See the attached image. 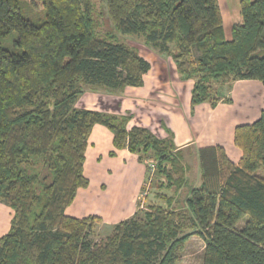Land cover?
<instances>
[{
  "label": "trees",
  "instance_id": "obj_1",
  "mask_svg": "<svg viewBox=\"0 0 264 264\" xmlns=\"http://www.w3.org/2000/svg\"><path fill=\"white\" fill-rule=\"evenodd\" d=\"M103 1L117 33L141 38L194 81L192 109L231 103L220 91L236 80L264 85V0H240L230 40L218 0ZM95 13L93 0H0V204L13 211L0 264H177L193 236L204 242L202 264H264V110L235 127L237 164L221 146L197 148L198 184L188 186L170 133L159 138L129 128V115L75 107L84 86L140 87L150 68L138 49L99 34ZM96 124L115 149L156 161L159 189L187 190L182 201L157 191L165 206L137 210L99 244L91 238L99 218L64 214L89 184L85 152Z\"/></svg>",
  "mask_w": 264,
  "mask_h": 264
},
{
  "label": "crops",
  "instance_id": "obj_2",
  "mask_svg": "<svg viewBox=\"0 0 264 264\" xmlns=\"http://www.w3.org/2000/svg\"><path fill=\"white\" fill-rule=\"evenodd\" d=\"M218 3L224 35L230 40L232 26L242 22L240 0H218ZM140 54L150 65L143 76V85L110 91L107 96L121 100L118 108L105 106L101 110L99 93L95 100L88 98L81 108L117 115L131 113L129 128L145 127L160 138L170 133L175 146L182 150L221 146L237 164L241 154L233 142L234 129L258 119L264 110V85L258 80H236L230 86H222L220 91L222 97L231 98V103L220 101L214 107L202 103L192 109L194 81L181 79L170 57H160L147 47ZM106 100L109 98L105 96ZM84 175L89 184L77 190L73 202L64 210L66 216L77 219L95 216L112 227L134 215L147 178V165L127 149H115L112 133L99 124L93 126L88 138Z\"/></svg>",
  "mask_w": 264,
  "mask_h": 264
},
{
  "label": "rangeland",
  "instance_id": "obj_3",
  "mask_svg": "<svg viewBox=\"0 0 264 264\" xmlns=\"http://www.w3.org/2000/svg\"><path fill=\"white\" fill-rule=\"evenodd\" d=\"M93 3L95 5V18L97 20V31L99 32V34L101 35H107V34H113L115 35L116 39L118 42L120 43H124L130 47L136 48L139 50L140 53H145L146 52V47L144 45V42L141 38L135 37V36H129V35H124V34H120L117 33L109 19L108 16L106 14V7H105V3L103 0H93ZM154 52L159 55L160 57H164L161 56L157 51L154 50ZM84 89V93L77 99V101L75 102V107L81 108V106H84V103H86V101L88 102V98L89 99H96L97 94H101L99 96V106L100 109L103 110L105 108V106H114V109L118 108V106H120L121 100L119 98L116 97H107L110 95L111 92L107 91V90H100V89H90L87 85L83 87ZM116 95V94H115ZM120 95V94H118ZM106 98H109V100L104 101ZM121 103V104H119ZM117 115V114H115ZM126 115H129L132 118V114L131 113H127ZM130 118V120H131ZM130 122V121H129ZM169 136V135H168ZM160 138V137H159ZM153 160V161H152ZM155 162V168L153 171H151L149 169V162ZM156 161H154V159H151L150 161L146 162L147 168H148V175L146 178V181L144 183V190L146 191V195L144 196V198H139L140 201V206L136 209V211L138 210L139 215H141L143 212L146 211V209L148 208L149 205L151 204H156V205H163L165 206V203L163 200H158L155 199V193L158 191L162 194H164L166 197H170V196H174L175 200H180L182 201V198L185 197V194L187 192L186 189H183L180 194L178 196H176V192L173 191V189H159L158 185H159V179L161 178H157L155 177L156 175ZM181 164L183 166L186 167V172H185V178L188 181V186H193V185H197L198 182V175H199V170H198V165H197V160L195 157V150L194 148H184L182 150V160H181ZM261 175L264 177V170L260 171ZM181 172L180 173H175L174 177H180L181 176ZM153 176V177H152ZM159 177V176H158ZM158 182V183H157ZM143 191V190H142ZM175 201V202H176ZM180 201H178L180 203ZM174 205V204H173ZM13 216V211L8 208L7 206L0 204V235L4 234L5 231L9 230L10 227V221L11 218ZM95 217V216H93ZM98 218V217H97ZM8 225V226H7ZM114 226V225H113ZM113 226H108L107 224H105L101 218H99V220H96L94 222V228H93V232L91 234V238L93 240V243L95 244H99L101 241H103L108 235L111 234L112 230H113ZM244 226V220L239 222L238 225H236V229L237 230H241ZM8 227V229H7ZM203 250H204V242L198 238V237H191L187 244L185 245L184 251L181 253V256L179 258V261L177 264H202V259H203Z\"/></svg>",
  "mask_w": 264,
  "mask_h": 264
},
{
  "label": "built area",
  "instance_id": "obj_4",
  "mask_svg": "<svg viewBox=\"0 0 264 264\" xmlns=\"http://www.w3.org/2000/svg\"><path fill=\"white\" fill-rule=\"evenodd\" d=\"M154 168H155V162H149V169L151 170V171H153L154 170ZM145 189V188H144ZM143 189V191L140 193V196H139V198H144V196L146 195V191Z\"/></svg>",
  "mask_w": 264,
  "mask_h": 264
}]
</instances>
